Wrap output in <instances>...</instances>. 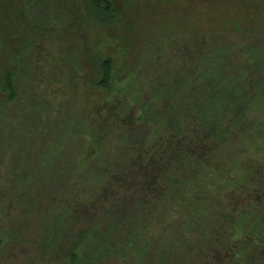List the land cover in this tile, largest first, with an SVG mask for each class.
Masks as SVG:
<instances>
[{
	"label": "trees",
	"instance_id": "1",
	"mask_svg": "<svg viewBox=\"0 0 264 264\" xmlns=\"http://www.w3.org/2000/svg\"><path fill=\"white\" fill-rule=\"evenodd\" d=\"M86 1L99 20L115 17L118 0ZM39 2L32 0L35 7ZM50 7L49 21L56 14ZM252 23L255 29H246L239 21L234 28L220 27L231 29L234 36L211 33L212 38H207L193 30L202 35L162 40L171 41L165 42L169 50L162 52L164 61L149 59L148 48L151 53L155 42H148L141 47L148 55L146 72L136 86L129 83L132 78L118 80L124 88L115 85L120 92L110 100L113 79L124 76V61L116 66L112 49L105 56L97 55L82 79L90 88L77 86L80 100L81 96L97 100L82 130L71 123L63 128L62 121L70 116L64 118L66 110L54 103L61 98L52 97L49 104L37 100L34 108L27 105L18 127L35 132L37 141L30 145L27 136L14 141L7 137L2 145L5 151L19 143L14 149L17 162L0 172L1 250L14 254L23 240H30L24 250L30 264H36L33 255L45 264L47 257H55L56 264L64 260L107 264L109 252L127 257L133 252L141 261L150 246L145 231L160 234L154 228L159 222L156 215L165 211L171 221L184 226L180 208L191 204L210 212V229L195 232L199 236L194 239L205 240L202 249L208 251L193 259L184 250L186 257L176 264H255L254 256L264 258V35L258 33L264 23L257 19ZM29 26L35 30L34 23ZM236 28L251 31L252 37L245 38ZM187 38L191 45H185ZM28 50L26 69L33 62V50ZM47 51L45 44L40 56L47 59ZM51 63L46 64L47 71L53 70L47 67ZM5 68L0 69V122L2 115L12 116L5 107L16 95L15 85L23 74L13 77ZM39 86L40 92L59 87L64 95L56 78H44ZM131 89L137 92L135 97ZM96 94L102 98L96 99ZM28 148L38 149L39 157L36 153L31 157ZM27 217H34L32 225ZM32 228L36 236L31 238L24 231ZM188 228L192 230L189 224ZM175 230L169 226L167 236L162 235L165 247H153L157 264L173 256L168 246L174 244L170 231ZM10 242L12 246L6 248ZM256 264L264 263L258 259Z\"/></svg>",
	"mask_w": 264,
	"mask_h": 264
},
{
	"label": "rangeland",
	"instance_id": "2",
	"mask_svg": "<svg viewBox=\"0 0 264 264\" xmlns=\"http://www.w3.org/2000/svg\"><path fill=\"white\" fill-rule=\"evenodd\" d=\"M37 2L39 0H36ZM263 5L264 0H118L115 17L109 21H102L93 14L86 0H45L39 2L36 7L32 0H0V69L6 66L5 69L13 72V77L23 72L19 78V84L16 83L15 85L16 95L5 107V113H12V116L2 115L0 122V172L8 170V166L10 167L18 159L14 151L19 144L17 141L14 142L13 150L7 147L3 151L2 145L5 144L7 137L14 141L17 137L27 136L30 145L37 141L34 138L35 132H24L18 127L19 118H24L23 109L27 110V105L34 108L37 100H43L49 104L51 103L49 99H53L52 97L61 98L59 102L54 99V103H61V110H66L64 118L67 115L70 116L67 120L62 121L63 128H67L70 123L75 124L78 131L85 127L88 117L93 115L91 105L95 104L97 100H92L94 97L90 99L82 96V100H80L77 86L83 87L85 90L90 88L88 82L86 80L84 82L82 79L84 74L88 72L89 66L94 60H97V55L105 56L112 49V55L117 61L116 66L124 61L121 67L124 76L117 75L119 78L113 79V89L108 91L110 92L108 96L110 100L113 93L120 92V90L114 89L115 85L124 88V82L118 80L124 81L132 78L129 83L133 86L138 84L142 74L146 72L147 66L144 68L143 66L146 64L148 55L151 54L149 59H163L165 53L162 52L169 50V47L165 50L167 45L165 42L171 41L161 43L162 40L167 38L182 40L185 36L194 39V37H199L202 34L207 38H212L211 33L234 36V32L230 31L231 29L226 31L220 27L224 28V24H227L229 28H234L235 21H239V24L246 29H249V26L255 29L252 23L254 19L264 23V18H261L264 15V12L261 11ZM50 6L56 10V14L49 21L51 17ZM63 7L67 9L62 11ZM222 20L223 23L219 26L218 23ZM29 23H34V31H32ZM188 29L191 30L188 32ZM48 30L50 31L48 32ZM193 30H198L202 34H194ZM47 32L48 39L46 40ZM240 32L245 38H251L253 34L251 31L241 30ZM258 33L264 35V26L259 27ZM190 38L186 39L188 43L185 42V45H191L189 44L191 43L189 42ZM148 42L149 44L155 43L151 48V53L150 48H148L147 55L143 53L145 49L141 50V47L144 45L146 48ZM45 44L48 48L47 59L40 56L42 46L44 48ZM28 48L30 51L33 50V62L26 69L24 60L28 61L29 59ZM161 53L162 55L158 56ZM48 62H52V66L48 65L47 67H52L54 71L45 69ZM138 70H140V74L137 73ZM1 72L0 70V74ZM42 72L45 74H41ZM92 74H95L94 70ZM42 78H45V81L56 78L58 86L63 85L64 95H62L59 87L55 91L46 87L45 91L41 89L40 92L38 87H40L39 83L43 82ZM131 90L135 97L137 92L134 89ZM0 94L2 93L0 92ZM96 97V99L102 98L99 94H96ZM77 106H81L80 109ZM20 146L22 145L20 144ZM28 149L31 157L35 153L37 158L39 157L38 149L36 151L32 148ZM21 156L23 154L20 152ZM25 164L20 165L23 167ZM239 204L241 203L239 202L237 206ZM77 206L80 207L79 203ZM180 210L181 213H184V216L181 217L186 221L184 226L171 221V217H168V213L165 211L156 215L159 222L154 228L160 232L161 236L152 230V233H150L151 231L148 233V229L145 231L143 236L148 234L147 237L150 238L148 243H150L151 249H149L150 246L144 249V256L141 261L133 252L130 253L129 257L119 252H109L110 261L107 264H132L138 261H140L139 264H149L150 259L154 261V264H157L155 260L157 253L152 249L153 247L155 249V245L160 244L162 247L167 245V240L162 235L167 236L169 226L176 227L175 231H170L172 242H174L173 246L175 244L180 246H174V250L173 246H168L173 251V253L170 252L173 256L166 258L163 264H176L182 261L186 257L183 253L184 250H189L193 259H196V256L207 254V247L202 249V246H205L203 244L206 243L205 240L195 241L194 239H198L199 236V233L195 234V232L200 230L206 232L210 229V212L200 205L191 204H185ZM12 214L17 215L18 213ZM32 218L34 219V217ZM32 218L27 217V223L32 225ZM166 218L168 219L165 220ZM188 224L192 230L188 228ZM24 232H28L31 238L36 236L33 228ZM139 240L134 242V246L138 245ZM121 242L122 240L116 242L115 245H119ZM65 243L68 245L70 240ZM22 245L13 249L14 254L3 252L0 248V264H30V259L24 254L25 248L31 245L30 240H23ZM11 246L12 242L5 244L6 248ZM165 251L169 252V250ZM177 253L181 255L178 256ZM262 255H264V250ZM33 256L34 258L31 259L34 261L33 263H44L43 260L39 261L41 259L38 258L39 255ZM258 259L260 263H264L263 257L254 256L255 264ZM99 260L101 259H98L96 263ZM56 263L55 257L46 258V264ZM64 264H67L65 260ZM85 264L90 263L85 261ZM193 264L198 263L194 261Z\"/></svg>",
	"mask_w": 264,
	"mask_h": 264
}]
</instances>
